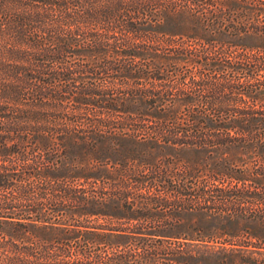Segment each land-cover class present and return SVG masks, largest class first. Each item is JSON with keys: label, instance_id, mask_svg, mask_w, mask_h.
Listing matches in <instances>:
<instances>
[{"label": "trees", "instance_id": "obj_1", "mask_svg": "<svg viewBox=\"0 0 264 264\" xmlns=\"http://www.w3.org/2000/svg\"><path fill=\"white\" fill-rule=\"evenodd\" d=\"M0 264H264V0H0Z\"/></svg>", "mask_w": 264, "mask_h": 264}]
</instances>
